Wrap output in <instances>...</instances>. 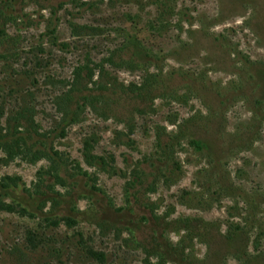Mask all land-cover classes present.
<instances>
[{
  "label": "rangeland",
  "instance_id": "rangeland-1",
  "mask_svg": "<svg viewBox=\"0 0 264 264\" xmlns=\"http://www.w3.org/2000/svg\"><path fill=\"white\" fill-rule=\"evenodd\" d=\"M80 67L90 78L83 72L79 89L99 100L72 104L67 119ZM104 69L124 87L153 74L164 83L152 99L106 111ZM26 108L67 171L64 184L40 189L50 161L0 141V181L21 179L0 204V264H156L165 239L188 264H245L243 249L264 264V0H0L1 138ZM181 131L178 165L142 164L158 134ZM77 163L92 180L73 176ZM138 163L156 188L133 198ZM188 217L208 223L210 248L184 229ZM236 223L248 231L228 241Z\"/></svg>",
  "mask_w": 264,
  "mask_h": 264
},
{
  "label": "trees",
  "instance_id": "trees-1",
  "mask_svg": "<svg viewBox=\"0 0 264 264\" xmlns=\"http://www.w3.org/2000/svg\"><path fill=\"white\" fill-rule=\"evenodd\" d=\"M168 8L169 7H167V9ZM166 17V15L162 14V19ZM136 47L138 49V47L141 46L137 45ZM140 49L141 51L139 52V55H142L144 50L142 47ZM151 57L152 55L147 54L145 58L150 59ZM87 70V67L79 68L77 83L68 93V97L64 99L67 102L65 109V115L67 119H72L74 117L73 115H71V113L73 112L71 110L72 104H75L76 108L80 109L83 105H86L88 103L95 105L94 101L99 100L97 96L85 94L82 90L79 89V85L83 84L84 81L83 72H86L88 79L90 78V71L88 70L87 73ZM163 83L164 80L160 77L159 74H153L141 86L135 85L134 88L130 86L124 87L118 82V79L116 77L110 75V73L106 69H104V95L101 96V101L104 102V110L114 112L113 109H117V105H119L121 101L131 100V102H135L137 101V99H152L153 95L156 94V91H160L162 89ZM32 115L33 114L31 113V109L29 108H26L21 114H19L17 121L8 126V131L5 136H2V138L0 137L2 147L5 149H14L20 155L23 154L22 156L25 159H29L30 161H36L40 158H46L50 161V169L38 171L39 181L41 182V184L39 185L40 187L38 186L40 189L55 186L51 183L45 185L46 181L48 182L50 178H53L56 183L64 184L65 178L60 175V172L66 173L68 158L63 157L61 153L58 152V150H55L54 146L46 141L45 135L37 129L36 122L34 121ZM164 136H167V139H165ZM164 136L158 134L156 147L157 150L155 155H153L151 158H143L142 164H148L149 167H157L158 170H160L161 167L169 171L173 168V166L178 165L176 146L181 145L183 139H186L187 135L183 131H181L176 133L166 132ZM189 142L198 150H203L204 148V145L202 144L200 139L191 137ZM84 156L86 161L92 166L98 165L100 167H103L104 169V165H107L103 157L93 155L88 149L87 151L85 150ZM140 165L141 164L139 163L137 164L132 173L133 179H130L126 184V192L130 195V197L133 198L138 197L139 194H142L145 190L154 191V189L156 188V185L154 183L147 182L146 177L148 174L145 173L144 170L142 171L140 169ZM75 167L77 169V172L73 173V176H85L88 179L92 180V176L88 170L83 169L78 163ZM164 169H161V173H164ZM164 175L165 177H167L166 174ZM48 176L50 177L47 179ZM20 182L21 179L19 177H9L7 181H0V204L2 203V201H4L5 197L9 196V193L13 188L19 187ZM97 189L100 190V188L98 187ZM147 206L151 209L155 207L151 203ZM161 219L162 217L158 216V223L162 221ZM180 223L182 224V226H184V229L188 234L197 231L199 235L197 234L196 237L199 239H203V241H206L205 243L208 245V247H211V241L207 240V236L210 234L208 223L196 221L195 219L189 217L181 220ZM257 225L260 226L261 223ZM164 228L166 229L165 226ZM246 231H248V229H245V226L236 223L234 226H232V229L228 231L225 238H227V240L229 241L234 239L235 236L243 235ZM263 231L264 227H260V232L258 233V235L260 234L259 236H261L264 233ZM225 234L223 233V235ZM153 249L154 250L151 255L157 258L156 264H177V252L182 253L180 264L189 263L187 255L183 253L184 249H180L178 247V244L174 245L169 239H165L162 243L157 242ZM236 256L240 259L243 258L245 264H250V255L248 254V252H246L245 249L238 251Z\"/></svg>",
  "mask_w": 264,
  "mask_h": 264
}]
</instances>
